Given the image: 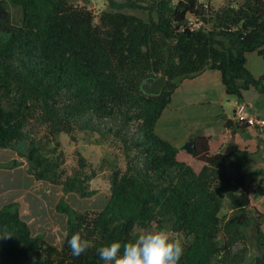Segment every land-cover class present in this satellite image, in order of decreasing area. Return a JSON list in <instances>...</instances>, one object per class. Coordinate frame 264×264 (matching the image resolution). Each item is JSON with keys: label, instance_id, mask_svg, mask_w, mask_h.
I'll use <instances>...</instances> for the list:
<instances>
[{"label": "trees", "instance_id": "trees-1", "mask_svg": "<svg viewBox=\"0 0 264 264\" xmlns=\"http://www.w3.org/2000/svg\"><path fill=\"white\" fill-rule=\"evenodd\" d=\"M6 1L0 0V148L14 150L36 180L82 198L96 193L89 186L94 175H85L83 156L68 174L61 133L112 143L124 168L109 163L102 209L57 203L68 218L61 248L33 235L16 204L4 205L0 233L11 236L0 239V264H104L100 247L160 229L188 239L180 264H245L254 249L248 264H264V212L250 193L261 148L252 153L229 143L212 153L202 133L190 154L156 132L178 85L207 69L218 70L225 93L238 100L252 87L264 93V72L255 77L246 67L247 53L264 58V0H210L206 8L198 0H108L98 13L73 0H9L22 10L20 24ZM189 14H199L203 27L181 31ZM161 74V93L145 94L142 81ZM225 127L239 126L228 120ZM258 183L264 186V175ZM72 234L91 244L79 256L67 243Z\"/></svg>", "mask_w": 264, "mask_h": 264}, {"label": "crops", "instance_id": "crops-1", "mask_svg": "<svg viewBox=\"0 0 264 264\" xmlns=\"http://www.w3.org/2000/svg\"><path fill=\"white\" fill-rule=\"evenodd\" d=\"M260 57L257 52L246 54V67L255 77L264 72V58ZM239 101L245 102L251 113L264 118V93L252 87L238 100L225 93L221 73L216 69H207L178 85L156 124V132L182 149L192 150L191 140L205 133L210 137L212 153L221 151L229 143L254 153L259 147L258 139L264 141V125L248 127L237 123L234 116ZM228 120H234L239 127L228 130L225 127ZM260 148L262 161L258 167L264 169V145ZM14 160L21 164L10 166ZM259 186L258 190L264 196V187ZM73 194H65L60 185L36 180L27 172L23 158L12 149L0 148V209L9 203L16 204L31 233L58 248L63 246L68 218L57 209V203L64 199L74 210L81 211L76 207L77 200ZM108 197L105 194L104 198H98L95 206H90L88 210L102 209Z\"/></svg>", "mask_w": 264, "mask_h": 264}, {"label": "rangeland", "instance_id": "rangeland-1", "mask_svg": "<svg viewBox=\"0 0 264 264\" xmlns=\"http://www.w3.org/2000/svg\"><path fill=\"white\" fill-rule=\"evenodd\" d=\"M78 5L86 6L87 8L92 9L94 12L98 13L101 10L108 8V0H73ZM119 2H123L124 0H116ZM225 0H211L214 5H222ZM6 6L8 11L10 12L11 18L13 23L20 24L22 21V10L21 8L12 3L11 1H6ZM128 13H133L138 16H142L147 18L149 16L148 11L144 9H126ZM154 16V14L152 15ZM262 59V57H260ZM264 60V59H262ZM60 140L62 143V147L65 153V164L63 167L67 170L68 174L71 173L73 170L78 168V159L79 156H83L88 164V167H85V175H94L92 180L89 182L90 189L96 190V193L93 197L82 198L76 194H73L76 198V207L81 210H88L89 207L94 205L97 200L100 198H104L105 194L109 196V163L116 162L119 164L120 168H124V160L122 157L121 152L118 148L110 142H99L93 141V139H89L84 137L83 135H78L77 140H71L70 137L65 134H60ZM259 147L264 145V141L258 139ZM263 151V150H262ZM253 164H252V172H251V182H250V193L252 196L253 204L259 210L264 212V196L261 191L258 190L259 186V175H264V169L258 167V164L262 161L260 154L254 156ZM106 160V161H104ZM257 166V167H256ZM259 186V187H258ZM264 187V186H263ZM264 190V188H263ZM258 192L260 194H258ZM99 198V199H98ZM95 206V205H94ZM227 212V203L225 207L222 208L220 211V215H223ZM145 231L137 230L136 237L138 238L139 235L143 234ZM172 239H178L183 242H187L188 239H185L181 235L176 234H169ZM254 249V248H252ZM255 254V249L252 251L251 255L249 256L247 262L248 264L251 257Z\"/></svg>", "mask_w": 264, "mask_h": 264}, {"label": "clouds", "instance_id": "clouds-1", "mask_svg": "<svg viewBox=\"0 0 264 264\" xmlns=\"http://www.w3.org/2000/svg\"><path fill=\"white\" fill-rule=\"evenodd\" d=\"M10 236L6 230L0 233V239ZM67 243L73 256H79L91 247L79 234H72ZM183 253L181 241L171 239L166 229L148 230L133 242L122 245L117 240L98 249L104 264H180Z\"/></svg>", "mask_w": 264, "mask_h": 264}, {"label": "built area", "instance_id": "built-area-1", "mask_svg": "<svg viewBox=\"0 0 264 264\" xmlns=\"http://www.w3.org/2000/svg\"><path fill=\"white\" fill-rule=\"evenodd\" d=\"M203 7H207L210 0H198ZM204 25L203 20L199 14H189L183 24L180 26V30H197L202 28ZM234 119L245 126L254 127V126H263L264 118L259 117L258 115L251 113L248 110L247 104L243 101H239L235 106V116Z\"/></svg>", "mask_w": 264, "mask_h": 264}, {"label": "water", "instance_id": "water-1", "mask_svg": "<svg viewBox=\"0 0 264 264\" xmlns=\"http://www.w3.org/2000/svg\"><path fill=\"white\" fill-rule=\"evenodd\" d=\"M166 84V76L161 74L159 76H149L145 78L141 83V89L145 94L149 95H159ZM192 144V140H191ZM182 149V148H181ZM188 151L190 154L193 152V145L192 150L184 149Z\"/></svg>", "mask_w": 264, "mask_h": 264}]
</instances>
